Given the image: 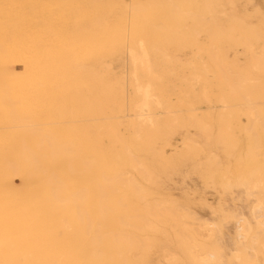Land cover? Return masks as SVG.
<instances>
[{
	"label": "bare ground",
	"instance_id": "6f19581e",
	"mask_svg": "<svg viewBox=\"0 0 264 264\" xmlns=\"http://www.w3.org/2000/svg\"><path fill=\"white\" fill-rule=\"evenodd\" d=\"M235 1L77 0L72 61L64 1L0 0V264H264V12ZM177 44L198 49L180 67ZM189 171L228 199L208 218L165 190Z\"/></svg>",
	"mask_w": 264,
	"mask_h": 264
},
{
	"label": "rangeland",
	"instance_id": "374dc122",
	"mask_svg": "<svg viewBox=\"0 0 264 264\" xmlns=\"http://www.w3.org/2000/svg\"><path fill=\"white\" fill-rule=\"evenodd\" d=\"M64 1V8L68 12V15L66 17H62L61 13L57 14V18L55 20H52V22L55 25L56 32L59 34V37L57 39V36L55 38L50 35V43L55 44V47L59 50H56L54 47L53 49L58 54L60 51L65 52L67 60L75 61L78 58V54L80 52L81 48V27H79V11L76 9V6H74L75 1L77 0H62ZM130 1V0H127ZM69 3V4H68ZM68 4V5H67ZM56 11L62 10L60 6H54ZM226 10L235 9L237 10V15L239 18L247 22V25L257 26L261 22V18L263 16H258L257 11H263L264 12V0H236L235 5H228L226 2L225 7ZM43 9H45L43 7ZM222 13L218 16V21L222 22L226 19V17L230 16L229 12ZM46 18H42L40 20L41 27L43 31L46 29ZM65 31L67 32L66 35ZM64 33V34H62ZM52 37V38H51ZM198 39L202 42H205L207 37L204 30H202L198 36ZM262 44V41L257 43L255 45L256 51H260V45ZM226 46L225 52L229 54L230 59L234 58L238 60L240 64H244L245 62V55H244V49L242 46ZM173 53L177 54L178 57V66H182L185 61L192 60L193 54L196 53L198 50L196 47L187 46L184 47L182 45L177 44L175 48L170 49ZM115 71L120 70V66L118 65V61L116 59L113 60ZM18 69L20 67L18 66ZM209 78L211 81H213V73H209ZM184 77L183 70L179 68V71L177 73L176 79L174 78L173 82V90H174V100L180 102V100L185 96V89H184V80L182 79ZM196 92V93H195ZM200 95L202 97V102L198 103L197 107H200L201 109L199 112H206L208 107L211 105V103H208L204 99L203 95V85H197L196 91L192 92L191 95ZM256 105H260L261 101L254 102ZM213 105H215V110L220 109V104L217 102H213ZM181 107V106H180ZM182 110H185L187 107H181ZM206 110V111H205ZM184 112V113H185ZM247 119L244 116L243 117V123H247ZM191 133H195V128L190 127L189 128ZM186 131V130H185ZM176 140L180 143V139L182 138V133H178L175 135ZM219 154V152H216ZM221 156L222 153L220 154ZM184 175L174 176L169 180H166L165 186L166 191L171 192L173 197L179 200H183L184 198H188L190 200V207L192 210L199 216L203 218H208L211 216V208H218L220 205H226L228 202L227 197L224 193H222L220 190H222V187L219 185H213V184H207L206 181L200 177L198 174L191 173L189 171L187 177L184 179ZM187 179V182L185 181ZM15 186L19 189L23 188V182L19 175H15L13 177ZM164 186V187H165ZM211 207V208H210Z\"/></svg>",
	"mask_w": 264,
	"mask_h": 264
}]
</instances>
